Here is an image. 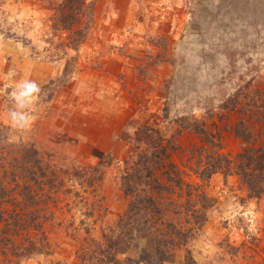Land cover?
Wrapping results in <instances>:
<instances>
[{
  "label": "rangeland",
  "instance_id": "1",
  "mask_svg": "<svg viewBox=\"0 0 264 264\" xmlns=\"http://www.w3.org/2000/svg\"><path fill=\"white\" fill-rule=\"evenodd\" d=\"M263 108L264 0H0V166L5 182L22 177L10 207L26 219L20 236L49 240L0 264H75L111 234L130 204L124 137L144 125L170 152L179 145L185 183L165 193L173 215L207 218L188 244L195 260L264 264V195L251 197L233 171L206 177L218 141L190 128L220 130V152L236 162L235 125L259 122L264 138ZM145 247L119 256L183 264L187 253L158 262Z\"/></svg>",
  "mask_w": 264,
  "mask_h": 264
},
{
  "label": "trees",
  "instance_id": "2",
  "mask_svg": "<svg viewBox=\"0 0 264 264\" xmlns=\"http://www.w3.org/2000/svg\"><path fill=\"white\" fill-rule=\"evenodd\" d=\"M92 16L91 13L90 18ZM88 28L89 26L86 29ZM197 122L193 123L191 130L196 131L207 141L210 137L218 141L216 143L218 148L211 152L213 158L209 159L207 172L205 170L204 175L211 177L218 172L227 175L233 171L246 186L251 197L261 198L264 195V138L255 135L259 122L253 124L242 116L235 125L234 131L243 145L236 162L227 153L220 152L222 149L220 130L213 134L205 123L199 120ZM178 131L180 134L183 133L182 130ZM138 133L131 139L130 136L124 137L133 145L132 165L122 176V190L130 199L128 211L120 217L111 234L104 235L103 242L98 240L97 247L87 248L81 261L75 264H95V262L134 264L132 258L121 259L119 255L128 253L142 240L146 241L145 249L148 256L155 261L169 262L175 258L177 251L185 247L187 253L183 264H199L188 244L207 218H199L193 226L190 225L188 218L184 220L181 216L173 215L171 209L173 202L165 195L169 190V184L177 183L178 186H182L185 183L181 168L173 160V153L179 148L178 142L171 146L170 152L165 147L159 129L144 125ZM141 144L145 147L140 148ZM203 149L206 150L204 147ZM33 155L35 166L43 170V161L41 158L37 160V152L34 151ZM4 173L8 174V167L0 166V254L8 255L9 250L17 254L18 249L23 246H33L36 250L44 248L49 242L46 233L40 236L42 241L40 247L36 246L31 234L25 233L20 236L23 232H19L18 228L25 217L18 210L10 207L17 202L15 199L18 197L15 193L18 188L14 189L11 185L14 183L19 187L21 185L19 180L22 177L15 176L16 178L14 177L11 182H5ZM188 186L191 187L190 184ZM202 196L206 195L202 194ZM106 243L108 248L103 249Z\"/></svg>",
  "mask_w": 264,
  "mask_h": 264
}]
</instances>
